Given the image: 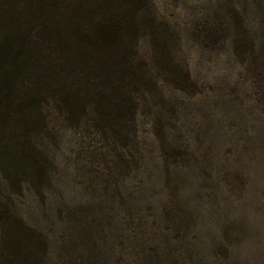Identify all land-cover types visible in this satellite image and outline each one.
<instances>
[{"label":"rangeland","instance_id":"374dc122","mask_svg":"<svg viewBox=\"0 0 264 264\" xmlns=\"http://www.w3.org/2000/svg\"><path fill=\"white\" fill-rule=\"evenodd\" d=\"M152 4L143 74L36 131L42 180L0 151V255L36 231L40 264H264V0Z\"/></svg>","mask_w":264,"mask_h":264},{"label":"trees","instance_id":"16d2710c","mask_svg":"<svg viewBox=\"0 0 264 264\" xmlns=\"http://www.w3.org/2000/svg\"><path fill=\"white\" fill-rule=\"evenodd\" d=\"M141 19L157 21L152 0H0V151L16 145L20 162L42 180L47 154L27 152L36 131L49 129L56 110L87 107L81 100L89 92L114 103L110 90H121L115 77L143 74L132 56ZM101 78L110 84L95 85ZM35 233L33 256L14 260L3 252L0 264H40L46 244Z\"/></svg>","mask_w":264,"mask_h":264}]
</instances>
